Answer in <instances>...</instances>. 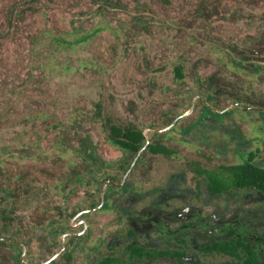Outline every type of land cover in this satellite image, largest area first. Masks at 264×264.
I'll list each match as a JSON object with an SVG mask.
<instances>
[{
    "label": "rangeland",
    "instance_id": "374dc122",
    "mask_svg": "<svg viewBox=\"0 0 264 264\" xmlns=\"http://www.w3.org/2000/svg\"><path fill=\"white\" fill-rule=\"evenodd\" d=\"M253 106L264 107V0H0V237L26 242L29 261L60 250L70 216L47 220L69 200L55 187H76L70 204L80 207L84 178L120 180L134 158L111 146L110 124L175 152H141L129 178L177 185L196 166L233 164L235 135L264 139ZM84 137L100 167L85 158ZM9 249L0 244V264Z\"/></svg>",
    "mask_w": 264,
    "mask_h": 264
},
{
    "label": "flooded vegetation",
    "instance_id": "af4514ba",
    "mask_svg": "<svg viewBox=\"0 0 264 264\" xmlns=\"http://www.w3.org/2000/svg\"><path fill=\"white\" fill-rule=\"evenodd\" d=\"M249 108L264 112V107ZM198 118L202 119V116ZM207 120L209 118L203 119L198 129L209 126ZM212 122L211 126H218L216 121ZM111 126L118 127L110 124L109 128ZM144 136L149 141L147 135ZM109 140L113 148L121 151L120 157L130 154L110 137ZM230 141L233 164L214 169L196 166L188 170L191 176L184 177L177 185H172L173 176L161 186L151 187L138 185L137 181L129 178L136 166L131 167L139 150L120 180L114 176H105L99 181L89 176L84 178L88 185L82 192L80 207L76 208V203L70 204L76 187L68 186L62 191L55 187L57 191L54 194L63 193L61 197L69 200L68 206L60 207L55 203L54 215L47 220V224L55 221L61 225L70 216L68 230L61 233L62 247L48 258L34 262L27 259L30 250L26 242L17 241L12 236L0 237V244L10 248L5 264H264V191L251 185H232L219 190L213 183L214 188L210 187L213 182L210 175L227 177L238 166L264 170V139L259 140L257 136H247L246 133L235 135ZM205 144L217 146L207 140ZM81 145L85 158L100 167L104 160L98 155L101 150L96 147L94 139L84 137ZM156 145L159 144L148 143L142 152L158 155L149 148ZM215 154L223 153L217 148ZM139 159L140 155L135 163ZM251 168L247 170L251 172ZM95 172L103 174L101 169ZM194 177L201 180V185L199 182L190 185ZM201 192H205L208 201H203ZM242 192L246 194L243 200L237 198ZM174 200L182 201L184 207L172 209ZM209 207L212 211L205 213ZM51 208L40 207L42 215ZM67 239L74 240L73 245L70 240L64 244ZM76 257H82V260Z\"/></svg>",
    "mask_w": 264,
    "mask_h": 264
},
{
    "label": "trees",
    "instance_id": "16d2710c",
    "mask_svg": "<svg viewBox=\"0 0 264 264\" xmlns=\"http://www.w3.org/2000/svg\"><path fill=\"white\" fill-rule=\"evenodd\" d=\"M182 71L183 70L181 67L176 68L177 79H183ZM109 130V136L112 141L124 151L130 153V155L134 156L136 153H138L139 150L144 147L146 143L143 130L119 126H111ZM149 148H151L150 150L154 153L163 154L166 156H170L172 154V151L164 146L156 145L150 146ZM247 168L251 167L246 165L238 166L234 169L233 174L227 177L210 175V180L213 181L210 187L214 188L213 183L217 185V187L215 188L219 190L229 188L232 185H251L257 186L264 191V170L251 168L250 172L249 169L247 170Z\"/></svg>",
    "mask_w": 264,
    "mask_h": 264
},
{
    "label": "water",
    "instance_id": "95a60500",
    "mask_svg": "<svg viewBox=\"0 0 264 264\" xmlns=\"http://www.w3.org/2000/svg\"><path fill=\"white\" fill-rule=\"evenodd\" d=\"M249 109H256V108H249ZM144 135H146V132H144ZM149 141H146L145 146L140 150L139 154L137 155V157L135 158V161L132 163L131 167L135 164L136 160L138 159L140 153L142 152V150L146 147V145H148ZM105 190V189H104ZM105 192V191H104ZM103 200H104V194H103Z\"/></svg>",
    "mask_w": 264,
    "mask_h": 264
}]
</instances>
